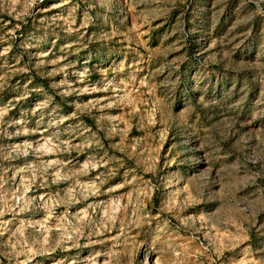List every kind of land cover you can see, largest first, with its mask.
Returning a JSON list of instances; mask_svg holds the SVG:
<instances>
[{
	"label": "rangeland",
	"instance_id": "obj_1",
	"mask_svg": "<svg viewBox=\"0 0 264 264\" xmlns=\"http://www.w3.org/2000/svg\"><path fill=\"white\" fill-rule=\"evenodd\" d=\"M0 264H264V4L0 0Z\"/></svg>",
	"mask_w": 264,
	"mask_h": 264
},
{
	"label": "built area",
	"instance_id": "obj_2",
	"mask_svg": "<svg viewBox=\"0 0 264 264\" xmlns=\"http://www.w3.org/2000/svg\"><path fill=\"white\" fill-rule=\"evenodd\" d=\"M246 1L252 5H255V6L264 4V0H246Z\"/></svg>",
	"mask_w": 264,
	"mask_h": 264
}]
</instances>
